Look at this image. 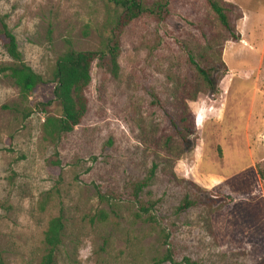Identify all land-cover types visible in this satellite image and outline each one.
Masks as SVG:
<instances>
[{
  "label": "rangeland",
  "instance_id": "374dc122",
  "mask_svg": "<svg viewBox=\"0 0 264 264\" xmlns=\"http://www.w3.org/2000/svg\"><path fill=\"white\" fill-rule=\"evenodd\" d=\"M223 2L234 7L238 40L206 0H172L164 21L128 25L119 77L94 65L82 123L52 140L44 123L62 113L58 57L101 49L117 9L106 0H0L24 60L45 80L22 98L3 70L13 60L0 38V264H38L60 214L67 229L56 264H173L169 252L176 264H264V0ZM188 53L214 68L218 92ZM174 124L194 130L187 143ZM153 165L140 193L153 207L138 217L133 188ZM248 167L246 187L227 182ZM187 197L196 204L177 212Z\"/></svg>",
  "mask_w": 264,
  "mask_h": 264
},
{
  "label": "trees",
  "instance_id": "16d2710c",
  "mask_svg": "<svg viewBox=\"0 0 264 264\" xmlns=\"http://www.w3.org/2000/svg\"><path fill=\"white\" fill-rule=\"evenodd\" d=\"M106 1L116 7L117 14L111 33L106 37L103 47L99 50L69 48L58 57L54 71V80L56 81L54 95L61 106L62 113L60 116H47L44 123L45 135L52 140H58L63 135L71 133L76 126L82 123L88 111L87 90L92 83L94 65L104 67L115 78L119 77L121 71L119 63L122 46L121 36L125 28L142 16H151L158 21H164L170 13L172 0ZM206 2L221 25L229 33L231 39H240V34L236 32L230 19V13L234 10V7L223 2V0H206ZM0 38L4 41L7 54L13 60V64L6 66L3 70L9 71V75L19 88L21 97L27 99L45 80L24 60L17 37L7 23L6 15H0ZM188 59L197 68L210 90L213 93L218 92L220 78L214 76V68L202 67L191 53H188ZM151 95L154 97L155 102L160 104L158 96L154 92H151ZM185 120L186 118H183V121ZM174 125L182 142L187 143L189 135L194 134V130L190 131L187 127L180 128L177 124ZM156 168L157 166L153 165L148 175L134 185L133 196L139 203V210L141 211L137 214L138 217H142L153 207L152 203L141 200L140 193L150 185L155 176ZM249 176H255L252 167H248L227 179V182L233 186L234 182L239 181L240 185L245 186L244 181ZM99 195L102 197L104 194L99 192ZM195 204V201L187 197L178 206L177 212H185ZM66 229V218L63 214L55 216L49 221L44 235L45 252L38 264H56L57 250L64 244ZM164 260L176 264L170 252L164 257ZM184 261L187 264H202L198 261H192L190 258H185Z\"/></svg>",
  "mask_w": 264,
  "mask_h": 264
}]
</instances>
